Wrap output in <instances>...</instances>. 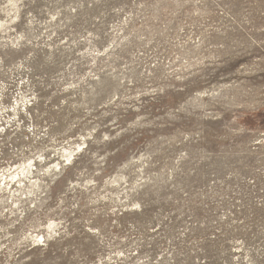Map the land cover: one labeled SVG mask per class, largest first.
<instances>
[{
  "label": "rangeland",
  "instance_id": "rangeland-1",
  "mask_svg": "<svg viewBox=\"0 0 264 264\" xmlns=\"http://www.w3.org/2000/svg\"><path fill=\"white\" fill-rule=\"evenodd\" d=\"M0 264H264V0H0Z\"/></svg>",
  "mask_w": 264,
  "mask_h": 264
},
{
  "label": "bare ground",
  "instance_id": "bare-ground-1",
  "mask_svg": "<svg viewBox=\"0 0 264 264\" xmlns=\"http://www.w3.org/2000/svg\"><path fill=\"white\" fill-rule=\"evenodd\" d=\"M32 162V161H31ZM30 165H31V163L29 162L28 164H24V163H22V165H20V167H22L21 169L22 170H25V169H27V170H29V168H30ZM17 170V169H16ZM22 173V172H21ZM17 174V173H16ZM20 174V173H19ZM14 176H15V174H14ZM7 178V177H6ZM2 186V185H1ZM17 191V190H16ZM53 225V224H52ZM51 228H52V226H50ZM50 228V229H51ZM33 235V234H32ZM37 236V235H36ZM41 236V235H40ZM42 239V238H41Z\"/></svg>",
  "mask_w": 264,
  "mask_h": 264
}]
</instances>
